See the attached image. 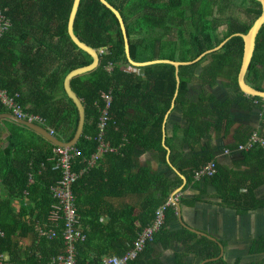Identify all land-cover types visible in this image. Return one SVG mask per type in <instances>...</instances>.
Returning a JSON list of instances; mask_svg holds the SVG:
<instances>
[{"label": "trees", "instance_id": "obj_1", "mask_svg": "<svg viewBox=\"0 0 264 264\" xmlns=\"http://www.w3.org/2000/svg\"><path fill=\"white\" fill-rule=\"evenodd\" d=\"M71 1L0 0V15L8 22L0 33V90L8 96L17 95L21 110L42 120L34 124L51 130L62 143L71 141L77 123L76 110L63 89L64 79L73 70L90 65L92 60L77 50L68 37ZM105 1L121 15L129 57L137 64L192 63L232 34L244 36L260 14V6L254 0ZM72 31L80 43L95 51L102 50L95 70L70 81V89L84 111L82 132L75 144L76 171L86 167L85 162L99 145L97 121L105 107L102 96L110 94L112 100L101 139L114 152L101 154L72 187L83 237L76 244V264H98L104 257H120L127 252L137 234L154 219V211L181 184L178 179L170 181L138 167V159L145 153H156L165 162L162 127L173 102L185 110L190 123L186 135L189 141H198L209 125L204 121L209 116L217 125L226 123L223 107L211 109L205 99L187 103V87L194 82L211 87L218 78L225 77L230 79L232 90L243 96L236 86L242 42L238 37L230 38L219 51L195 64L179 67L177 86L172 66L135 69L128 65L119 23L99 0H79ZM202 65L205 66L200 76L195 77ZM244 83L256 92H264V22L255 37ZM248 98L263 102L257 97ZM2 114L11 112L0 104ZM3 134L6 136L2 137ZM53 148L25 127L0 121V230L5 235L0 249L6 256V264H51L63 255L64 222L60 218L55 226L49 219L55 203L49 189L61 176L60 171L53 170ZM245 156L264 157L260 150L254 149ZM211 160L186 163V167L190 166L187 180ZM232 180L220 168L209 179L218 197L226 201L236 200L233 197L245 187L244 180L236 187L231 185ZM253 184L249 183L248 195L256 186ZM22 199L26 204L14 211L13 202ZM197 199L180 202L194 205ZM175 218V206L169 204L164 225L130 264H158L152 260L156 245L166 249L175 242L182 243L188 254L202 261L219 257L215 242L184 229L169 230L167 225ZM52 228L56 238L39 236L38 229ZM256 252L253 248L252 254ZM206 264L225 263L219 259Z\"/></svg>", "mask_w": 264, "mask_h": 264}, {"label": "crops", "instance_id": "obj_2", "mask_svg": "<svg viewBox=\"0 0 264 264\" xmlns=\"http://www.w3.org/2000/svg\"><path fill=\"white\" fill-rule=\"evenodd\" d=\"M205 65L194 73L195 77L200 76ZM202 99L210 102L211 109L215 106L223 107L226 123L217 125L209 116L204 119L209 125L198 141H189L186 135L190 130V123L185 118V110L173 102L162 127V145L166 146V149L163 148L167 152L165 162L162 163L156 153H145L138 159V167L167 180L178 179L181 182L177 189L180 192L174 196L179 203L180 214L178 216L175 207L176 218L168 223L169 230L189 231L185 228L189 227L216 239L223 249L221 260L225 264H264V157L245 156L253 149L260 150L264 156V151L254 147L248 152H236V147L244 144L251 132L259 130L261 119L264 118V101L261 99L263 102L256 103L244 95L239 96L232 90L230 79L225 77L218 78L211 87L200 86L196 82L187 87V103L194 104ZM5 136L6 134L2 135ZM208 158L215 161L216 168L231 175L232 186L236 187L237 183L245 181L246 188L241 187L237 196L233 197L236 200L220 199L216 187L209 179L196 182L191 177L190 181L187 180L190 166L186 167V163ZM250 182L256 186L248 195L246 190ZM194 199H197L194 205L180 202ZM254 201L259 203L258 206L253 205ZM23 204H26L25 199L13 202V210L16 211ZM253 248L257 251L255 254H252ZM152 252V260L158 264L204 262L188 254L180 242L172 243L166 249L156 245Z\"/></svg>", "mask_w": 264, "mask_h": 264}, {"label": "built area", "instance_id": "obj_3", "mask_svg": "<svg viewBox=\"0 0 264 264\" xmlns=\"http://www.w3.org/2000/svg\"><path fill=\"white\" fill-rule=\"evenodd\" d=\"M8 22L0 15V33H2ZM102 50H100V55ZM110 67L108 70L110 71ZM17 95L8 96L4 91L0 90V104L11 112V116L20 121H26L30 123L40 124L42 120L39 118L24 113L20 106L17 104ZM102 99L105 103L104 110L100 111V115L97 121L98 139L99 145L93 155L90 156L86 163L87 169L91 168L99 156L103 153H113L114 150L109 148L108 144L102 142L103 131H105L106 124L109 120V110L111 107V96L103 95ZM49 134H52L51 130H47ZM53 135V134H52ZM254 147H259L264 151V118L261 119L259 130L251 132L245 143L236 147V152H248ZM228 151L225 152V155ZM77 153L75 147L72 148H58L55 147L51 151V161L55 162V168L61 173L60 179L50 187V196L55 201L51 206L50 222L57 226L58 220L62 218L64 222V228H62V241L64 245L63 255L56 260H52L51 264H76V244L83 239L80 236V225L77 216L74 196L72 193V187L77 181V178L85 172L84 169L75 168V160ZM84 163V162H82ZM217 174V168L215 161H210L198 170L192 173V179L196 182L202 179L213 178ZM31 177L28 176V183H31ZM176 201V198H174ZM171 204L168 200L164 205L158 207L154 211V219L146 226L142 231L137 234V237L132 242L131 248L120 257H104L100 259L98 264H130L137 260V258L145 250L146 244L151 242L154 235L164 225L165 210ZM38 234L45 239L56 238L57 234L55 229L40 230ZM4 232L0 230V241L4 239ZM0 264H6V256L0 249Z\"/></svg>", "mask_w": 264, "mask_h": 264}, {"label": "water", "instance_id": "obj_4", "mask_svg": "<svg viewBox=\"0 0 264 264\" xmlns=\"http://www.w3.org/2000/svg\"><path fill=\"white\" fill-rule=\"evenodd\" d=\"M100 3L102 5H104L107 9H109L114 16L116 17L121 32H122V37H123V42H124V51H125V57L127 59L128 65L132 68L135 69H142L145 68L147 66H152V65H169L172 66L175 69V75H176V83L178 85V69L179 67L182 66H189L192 64L197 63L199 60H201L202 58H204L207 55H210L212 53H215L217 51H219L222 46L230 39L233 37H238L240 38L241 42H242V52H241V59H240V64H239V69L236 75V85H237V89L238 91L243 94L245 97H257L260 98L264 101V92H256L254 90H252L249 86H247L244 83V76L246 73V70L248 68V65L250 63V59L252 57V53H253V49H254V41H255V37L256 34L259 30V28L261 27V25L264 22V0H254L255 2H257L260 6V14L259 16L253 21V23L251 24V26L249 27V29L247 30V32L244 34H232L231 37H229L228 39L224 40L216 49L209 51L205 54H203L202 56H200L196 61L192 62V63H175V62H169V61H153V62H148V63H143V64H137L134 63L133 61H131L130 57H129V49H128V42H127V38H126V31H125V26L122 20L121 15L119 14V12L114 9L109 3H107L105 0H99ZM79 4V0H72L71 1V6L69 9V16H68V22H67V34L68 37L70 39L71 44L80 52L86 54L91 60L90 65L83 67V68H79V69H75L72 72H70L64 79L63 82V89L65 92L66 97L72 102L75 110H76V115H77V123H76V127H75V133L73 135V138L71 139V141L69 143H62L59 141V139H57V137L55 135L49 134L44 128L40 127L39 125L30 123V122H26V121H20L17 120L16 118L12 117L11 115L8 114H2L0 115V121L1 120H6L9 121L11 123H15L17 125H21L23 127H25L26 129L32 131L33 133L37 134L38 136H40L41 138L44 139V141L46 143H48L49 145H51L52 147H58V148H72L75 147V144L78 141V138L82 132V127H83V120H84V111H83V107L80 103V101H78L76 99V97L74 96L73 92L70 89V81L75 78V77H79L82 76L84 74H87L89 72H91L92 70H95L98 66L99 63V55H100V50L99 51H95L91 48H88L86 45L80 43L73 34L72 31V24H73V20L77 11V7ZM163 147L165 148V146L163 145ZM166 149V148H165ZM178 192H180L179 190L174 191L169 200L171 202L172 205H174L177 208V213L178 216L180 214V206L179 203L174 201V196L175 194H177ZM187 228L190 232L198 234L200 236H203L213 242H215L219 249H220V255L218 258L216 259H212V260H208V261H204L202 264H206L209 262H215L219 259H221L222 254H223V249L221 247V245L218 243V241L214 238H212L211 236L199 232L195 229H191L189 227H185Z\"/></svg>", "mask_w": 264, "mask_h": 264}, {"label": "rangeland", "instance_id": "obj_5", "mask_svg": "<svg viewBox=\"0 0 264 264\" xmlns=\"http://www.w3.org/2000/svg\"><path fill=\"white\" fill-rule=\"evenodd\" d=\"M239 18H240V15L238 14ZM209 240V239H208Z\"/></svg>", "mask_w": 264, "mask_h": 264}]
</instances>
